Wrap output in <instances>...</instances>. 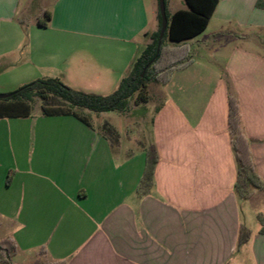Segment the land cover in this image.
<instances>
[{
    "label": "crops",
    "instance_id": "crops-1",
    "mask_svg": "<svg viewBox=\"0 0 264 264\" xmlns=\"http://www.w3.org/2000/svg\"><path fill=\"white\" fill-rule=\"evenodd\" d=\"M45 1L39 28L25 1L0 0V93L59 79L110 95L158 29V0ZM184 45L210 58L195 51L159 83L150 139L99 117L0 119V243L15 244L13 264H264V192H235L228 104L232 92L264 181V0H219ZM152 145L155 186L140 197Z\"/></svg>",
    "mask_w": 264,
    "mask_h": 264
},
{
    "label": "trees",
    "instance_id": "trees-1",
    "mask_svg": "<svg viewBox=\"0 0 264 264\" xmlns=\"http://www.w3.org/2000/svg\"><path fill=\"white\" fill-rule=\"evenodd\" d=\"M184 1L187 9L179 10L172 16L168 14L166 6L168 26L160 45L161 17L158 6L157 31L151 35L150 43L132 65L128 76L120 82L112 94L107 96L88 94L73 90L59 79H39L11 93L10 98L0 100V119L27 118L31 115L36 100L48 102L53 98L66 103V106H43L44 116H73L85 124H88L86 118L80 116L75 109L88 110L96 114L127 113L131 101L135 106L147 104L150 101L148 98L150 83H165L172 70L182 64L183 66L191 64L189 47L184 44L196 39L207 30L219 3V0ZM43 16L45 20H37L39 28H46L51 18L48 12H44ZM167 41L171 46H164ZM228 104L229 130L237 161L235 192L240 198L249 200L253 192H264V181L256 173L242 128L239 102L232 92L229 94ZM158 161L156 147L152 145L147 150L144 173L137 187L140 197L147 196L154 188L155 168ZM249 238L250 232L241 228L239 244H245ZM16 254L17 248L12 241L0 243V264H13L12 259Z\"/></svg>",
    "mask_w": 264,
    "mask_h": 264
},
{
    "label": "rangeland",
    "instance_id": "rangeland-1",
    "mask_svg": "<svg viewBox=\"0 0 264 264\" xmlns=\"http://www.w3.org/2000/svg\"><path fill=\"white\" fill-rule=\"evenodd\" d=\"M25 1L23 3V8L21 12V17L25 21H34V20H45L42 10L46 8V1L45 0H23ZM154 3L157 8V1L154 0ZM166 6H167V12L170 16L173 15V12L181 9V8H186L185 6V1L184 0H166ZM214 30V23L211 26V30ZM171 46L170 42L165 43L166 46ZM189 51L191 56H195V51L199 52L200 49L197 48V46L192 47L189 45ZM92 51L94 52L93 47L91 48ZM202 52V55H204L206 59H209L208 57L210 55L209 52L206 51H200ZM17 57H24L23 55H18ZM203 60V59H202ZM67 86V85H66ZM69 87V86H68ZM159 88V83H150L148 86V98L151 100L155 94L157 93ZM6 93H0V95H5ZM47 106V107H57V106H66V103L62 102L61 100H58L56 98L51 99L48 102H44L41 100H36L33 104L32 108V114L33 115H38L39 113H42V107ZM75 111L82 117L87 118L88 120H92L94 123L95 119L99 117V119L102 122H109L111 123L115 128L120 129L124 134L128 129L132 128H137L139 130V134H143L142 137L145 139H150L151 138V118L153 115V104H143L140 106H135L134 102L131 101L130 103V108L127 113H102V114H96L93 112H90L88 110H82V109H75ZM43 114V113H42ZM139 119V126H137V120ZM133 120V122H132ZM20 262V260H18ZM38 262V261H36ZM40 263V262H38ZM43 264V263H41Z\"/></svg>",
    "mask_w": 264,
    "mask_h": 264
},
{
    "label": "water",
    "instance_id": "water-1",
    "mask_svg": "<svg viewBox=\"0 0 264 264\" xmlns=\"http://www.w3.org/2000/svg\"><path fill=\"white\" fill-rule=\"evenodd\" d=\"M158 6H159L160 17H161V31H160V35H159V45H160V43L164 37V34L167 30L168 20H167V15H166L165 0H158ZM11 96H12L11 94L0 95V100L8 99Z\"/></svg>",
    "mask_w": 264,
    "mask_h": 264
}]
</instances>
